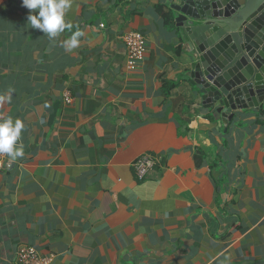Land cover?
<instances>
[{
  "label": "crops",
  "instance_id": "1",
  "mask_svg": "<svg viewBox=\"0 0 264 264\" xmlns=\"http://www.w3.org/2000/svg\"><path fill=\"white\" fill-rule=\"evenodd\" d=\"M176 2L72 0L50 40L0 0V119L25 125L24 156L0 170V264L22 246L50 264H264V106L224 125L193 94L189 40L159 10L176 18ZM131 31L148 42L136 70Z\"/></svg>",
  "mask_w": 264,
  "mask_h": 264
},
{
  "label": "water",
  "instance_id": "2",
  "mask_svg": "<svg viewBox=\"0 0 264 264\" xmlns=\"http://www.w3.org/2000/svg\"><path fill=\"white\" fill-rule=\"evenodd\" d=\"M171 8L193 54L187 81L203 105L224 125L238 110L262 108L264 0H179Z\"/></svg>",
  "mask_w": 264,
  "mask_h": 264
},
{
  "label": "clouds",
  "instance_id": "3",
  "mask_svg": "<svg viewBox=\"0 0 264 264\" xmlns=\"http://www.w3.org/2000/svg\"><path fill=\"white\" fill-rule=\"evenodd\" d=\"M22 6L30 10L28 24L31 28L39 29L48 35L50 40L57 37L65 29L71 30L73 25L66 22V13L72 7V0H22ZM83 32L77 30L71 37L63 42V46L71 51L79 46V37ZM9 93L0 96V102L10 103ZM25 125L19 118L0 119V154H6L12 162L24 156V146L20 142Z\"/></svg>",
  "mask_w": 264,
  "mask_h": 264
},
{
  "label": "built area",
  "instance_id": "4",
  "mask_svg": "<svg viewBox=\"0 0 264 264\" xmlns=\"http://www.w3.org/2000/svg\"><path fill=\"white\" fill-rule=\"evenodd\" d=\"M104 27V24H101ZM126 45L127 65L129 70H136L141 61L148 53V42L146 36L141 31H131L123 35ZM66 103H71L72 97L69 91L65 95ZM6 154H0V170L9 169L12 166L10 161L5 160ZM156 158L150 154H144L134 162L137 176L144 179L149 171L154 168ZM52 256H41L34 246H22L18 249L15 257L16 264H50Z\"/></svg>",
  "mask_w": 264,
  "mask_h": 264
},
{
  "label": "trees",
  "instance_id": "5",
  "mask_svg": "<svg viewBox=\"0 0 264 264\" xmlns=\"http://www.w3.org/2000/svg\"><path fill=\"white\" fill-rule=\"evenodd\" d=\"M119 1H124V0H119ZM159 10H160V12H161V14H162V16L164 18L165 23L167 25H169V26H175V16H174V14L171 11L166 10L164 8V6H160ZM168 86H170L171 88H174L175 84L174 83H172V84L171 83H166L165 86H164L166 90L168 89ZM199 153H201L200 149L198 150V153H197L198 156H199Z\"/></svg>",
  "mask_w": 264,
  "mask_h": 264
}]
</instances>
